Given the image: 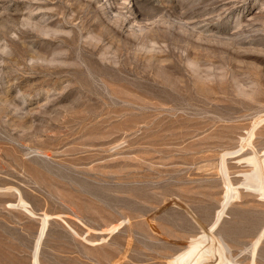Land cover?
I'll list each match as a JSON object with an SVG mask.
<instances>
[{
    "label": "rangeland",
    "instance_id": "374dc122",
    "mask_svg": "<svg viewBox=\"0 0 264 264\" xmlns=\"http://www.w3.org/2000/svg\"><path fill=\"white\" fill-rule=\"evenodd\" d=\"M263 153L264 0H0V264H264Z\"/></svg>",
    "mask_w": 264,
    "mask_h": 264
},
{
    "label": "bare ground",
    "instance_id": "6f19581e",
    "mask_svg": "<svg viewBox=\"0 0 264 264\" xmlns=\"http://www.w3.org/2000/svg\"><path fill=\"white\" fill-rule=\"evenodd\" d=\"M255 160V168L258 175H264V153L262 156H258ZM259 236L256 237V240L253 242V245L258 241ZM252 245V244H251Z\"/></svg>",
    "mask_w": 264,
    "mask_h": 264
}]
</instances>
